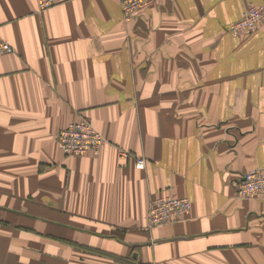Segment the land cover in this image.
I'll use <instances>...</instances> for the list:
<instances>
[{
    "label": "crops",
    "instance_id": "1",
    "mask_svg": "<svg viewBox=\"0 0 264 264\" xmlns=\"http://www.w3.org/2000/svg\"><path fill=\"white\" fill-rule=\"evenodd\" d=\"M248 6L0 0V264H264V199L237 196L264 169V21L228 31ZM80 120L106 144L67 157ZM164 196L191 209L150 229Z\"/></svg>",
    "mask_w": 264,
    "mask_h": 264
},
{
    "label": "built area",
    "instance_id": "2",
    "mask_svg": "<svg viewBox=\"0 0 264 264\" xmlns=\"http://www.w3.org/2000/svg\"><path fill=\"white\" fill-rule=\"evenodd\" d=\"M61 0H37L40 11L49 9ZM152 0H120L125 21L133 19L146 8ZM264 21L263 6H248L242 17L232 23L228 31L233 37L259 29ZM12 53V47L0 39V57ZM106 144L104 137L88 122L80 120L70 124L60 131L57 136V146L67 157H80L86 154H97ZM120 158L129 159L130 154L120 153ZM136 166L144 168L145 161L136 159ZM237 196L243 200L264 199V169L254 168L242 174ZM191 209V202L187 198L159 197L153 199L147 214L148 228L162 227L181 220Z\"/></svg>",
    "mask_w": 264,
    "mask_h": 264
}]
</instances>
